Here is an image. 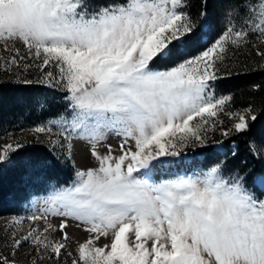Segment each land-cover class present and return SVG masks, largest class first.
Segmentation results:
<instances>
[{
  "label": "snow or ice",
  "instance_id": "1",
  "mask_svg": "<svg viewBox=\"0 0 264 264\" xmlns=\"http://www.w3.org/2000/svg\"><path fill=\"white\" fill-rule=\"evenodd\" d=\"M187 7L188 0H112L98 6L88 0H0V51L9 53L0 55V70L27 71L32 65H22L26 59L39 61L41 72L55 69L40 80L18 82L66 92L73 112L70 121L61 117L30 131L51 140L56 127V143L63 137L69 153L74 139L84 140L98 163L78 170L71 186L46 201L45 213L64 218L61 237L52 238L57 229L50 223L43 232L29 227L19 238L6 230L13 258L0 254V264H15L24 242L39 259L57 264H67L62 250L71 264H264V198L244 177L225 178L217 164L202 177L151 181L168 158L186 147L206 146L208 133L223 125L221 113L234 120L225 137L248 131L257 118L250 106L230 110L233 97H217L213 83L238 52L251 55L249 46L264 69L258 47L264 45V0H233L226 30L211 47L159 69L156 63L178 55L195 30ZM109 132L122 138L118 156L111 145H105L107 154L98 151ZM22 146L0 148V164L10 163ZM250 148L255 151V144ZM256 184L264 189V177ZM69 221L90 234L79 244L78 258L69 250ZM22 223L14 218L11 226L22 230ZM110 234V245L97 246Z\"/></svg>",
  "mask_w": 264,
  "mask_h": 264
},
{
  "label": "trees",
  "instance_id": "2",
  "mask_svg": "<svg viewBox=\"0 0 264 264\" xmlns=\"http://www.w3.org/2000/svg\"><path fill=\"white\" fill-rule=\"evenodd\" d=\"M233 0H188L186 11L196 24L197 39L204 35L201 28L203 16H216L225 2ZM93 6L106 5L112 0H88ZM204 13V15H201ZM213 24V20L207 21ZM187 42L180 47L184 52L196 54ZM200 50L202 46L199 45ZM251 56L241 54L237 57L239 70L224 74L219 80V88L233 97L230 104L236 111L252 107L256 120L250 123L249 130L244 133H233L222 139L227 150L222 162V171L227 173L232 166L236 167L258 196H264L254 183L257 176L263 175L262 162L251 154L250 145H264V69L258 64L252 66ZM236 61V60H235ZM160 68L172 67L168 60L163 61ZM258 86V87H257ZM66 110V106L58 99V95L42 86L0 84V134L22 130L26 127L40 125L57 118ZM230 128L227 127L226 131ZM222 138V137H221ZM218 139L210 141V145L200 149L204 167L215 165L223 157L214 149ZM235 147L234 151L230 148ZM13 162L0 165V216L21 212V204L33 195L44 194L47 186L67 185L75 179V172L69 165L59 164L47 148L39 145L24 147L12 154Z\"/></svg>",
  "mask_w": 264,
  "mask_h": 264
},
{
  "label": "rangeland",
  "instance_id": "3",
  "mask_svg": "<svg viewBox=\"0 0 264 264\" xmlns=\"http://www.w3.org/2000/svg\"><path fill=\"white\" fill-rule=\"evenodd\" d=\"M224 4L225 5H222V8L220 9V13L216 16V18L215 16H212V17L206 16V15L203 16V20L201 21L200 26L202 28V31L206 33H204V35L200 37V40H198L196 34H194L196 32L195 30L193 34L189 37V41H188L189 45H191L193 48V51H197V53L193 54V52L192 53L184 52L181 48H179L178 50L179 54L169 59L168 60L169 63L176 64L177 62L182 61L184 59L195 57L201 54L208 47H211L215 43V41L219 39V37L226 30V27L228 24V19L226 17V11L232 5L230 2H225ZM210 19L213 20V24H210L209 26L207 21ZM253 39H255V37H253ZM199 45L203 47L202 50H200ZM16 47L20 49L21 55L27 56V50L23 44L17 43ZM258 47L260 48L261 51H264V45H258ZM249 50L251 54L255 55V58L251 56L252 58H251L250 63H252V66H255L256 64L260 66L261 57L256 55V49L251 48V46H249ZM241 54H247V53L238 52L235 57H233L230 61H228L227 69L220 73L221 78L224 74H229L233 71H237L241 69L239 68V63L236 59L237 57H240ZM0 55L7 57L9 56V53L0 51ZM12 55H14V53ZM36 63H39V61H34L33 59H26L24 61H21L22 65L24 64L32 65L31 67L27 68V71H25L23 67H20V68L14 67L10 73L0 70V84L13 83V84H18V85H23L22 83H19L16 80H18L19 78V79L37 81V80L42 79L44 72H47L49 70L56 71L55 69L45 68L44 72H41V70L35 66ZM162 63H165V62L160 61L156 63V67L159 69H162L160 68V65ZM220 79L216 80L213 83V91L217 97L227 96L223 92V90L219 88L218 82ZM42 86H44L46 89L54 91L58 95L59 101H61V103L66 106V110L61 115H59L57 118L52 119V120H58L61 117H64L65 119L70 121L72 119L73 112H72V109L69 107V102L65 99V97L67 96V93L57 88H49L44 84H42ZM228 108L232 111H236V109L233 108L231 105H228ZM219 118L223 121V125L220 126L219 129L215 132L210 131L208 133V136H209V143L210 141L212 142V140L216 138L218 139V142L216 141V143L214 144L215 146L214 149L218 151L220 155L223 157L221 160H219L215 165H212L208 168L204 167L202 164L203 158L200 156L199 151L205 146L186 147L183 149V151L181 152L179 156L168 158V160L162 166L154 170L151 173V181L158 183V182H162L165 180L177 179L180 177H185V178L188 176H192L193 178H196L197 176L202 177L203 174L206 173L211 167L216 166L217 164H223L222 162L225 160L224 157L227 155V150L225 148V144L222 141V139L226 137L222 133L226 131L227 127L229 128L232 127L234 120L232 118H229L228 116L223 115V113L220 114ZM47 123L35 125L31 127H26L22 130L15 131V132H9L4 135L0 134V148H2L4 145L8 143H14L15 141H18V140L19 141L24 140L25 144L20 149L27 147L29 145L43 146L48 149V151L53 155V157L59 164L69 165L74 170L75 174L78 170L85 171L89 168L98 166L97 161L91 155L90 146L86 141L74 139L72 141L71 152L69 153L67 143L63 140V137H59V141H60L59 144L56 143L58 139L57 137L58 129L56 127L53 128V134L51 136V140L45 134L34 133L33 131H30L31 129H34L37 126L45 125ZM193 123H195V121ZM121 142H122L121 137L117 136L114 132H109L107 135L106 141L98 147V151L102 155L107 154L108 150L105 145H111L113 149L112 154L114 156H118L120 155L119 145ZM255 146H256V150L255 151L251 150V154L256 156L262 162V166H263V175H260L257 177H264V148H262V146L260 145H255ZM230 150L234 151L235 147H231ZM12 162L13 160H11L10 163L0 164V165H7V164H11ZM222 175H224L225 178H231L235 176L244 177L243 175H241L239 170L234 166L230 167L227 173H224L222 171ZM75 179H76V176H75ZM256 179L254 181L255 185L261 191L264 192V189H261L256 184ZM72 182H70L67 185H63L61 187L56 186L55 184H51L47 186L46 192L43 194V196L37 197V199H35L30 205V208H31L30 213L32 215L41 216V219L36 220V221L23 220L22 230H17L13 228L11 226L12 221L10 220L0 221V254L7 255L9 256L10 259L13 258L11 256V253L13 252V248L11 247L12 241L11 239L6 240V230H7V233L16 231L17 238H19L27 234L25 230L29 229V227L39 229L41 232H43L46 225L50 223L54 225L55 228L57 229V231L51 233L52 238L54 240L59 239L61 237L59 226H60L61 221L64 218L58 217V216H52L50 213H45V209L48 207V205L46 204V201L49 200L50 197L55 194L56 190H59L61 188H67L71 186ZM245 183H246V186L251 189V187L249 186L246 180H245ZM261 198H264V196H262ZM45 215L47 216V219H44ZM68 223H69V227L65 229V231L71 237V240L69 242V250L72 251L74 257L78 258L79 244L86 242L90 238V234L86 232L83 229V227H77L76 224L78 222L69 221ZM129 237H130V241L134 240V237L132 236L131 233H129ZM110 243H111V234L107 238L101 237L99 241H96L97 246H104L105 244L110 245ZM6 244L7 246H5ZM34 256H36L37 264H57L55 259H52V260L39 259V256L36 250L33 247H31V245L28 244V242H24L21 245V248L15 251L14 260L16 262L24 261L26 263H32ZM61 259L66 260L67 264H71L72 257L63 256V250H62Z\"/></svg>",
  "mask_w": 264,
  "mask_h": 264
},
{
  "label": "built area",
  "instance_id": "4",
  "mask_svg": "<svg viewBox=\"0 0 264 264\" xmlns=\"http://www.w3.org/2000/svg\"><path fill=\"white\" fill-rule=\"evenodd\" d=\"M16 81L18 82V80H16ZM14 218H18V217H0V221H8V220L13 221ZM64 258H66V257H64ZM33 260H36V256L33 257ZM15 264H32V263H26L24 261H22V262H16L15 261Z\"/></svg>",
  "mask_w": 264,
  "mask_h": 264
},
{
  "label": "bare ground",
  "instance_id": "5",
  "mask_svg": "<svg viewBox=\"0 0 264 264\" xmlns=\"http://www.w3.org/2000/svg\"><path fill=\"white\" fill-rule=\"evenodd\" d=\"M20 143V144H22V145H24L25 144V142H24V140H18V141H15L13 144L15 145L16 143ZM27 225V224H26ZM27 227V226H26ZM26 232L28 231V229L27 230H25ZM23 234V233H22ZM64 256V255H63Z\"/></svg>",
  "mask_w": 264,
  "mask_h": 264
}]
</instances>
